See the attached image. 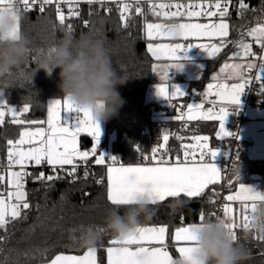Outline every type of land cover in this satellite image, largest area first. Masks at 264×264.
Masks as SVG:
<instances>
[{
	"label": "trees",
	"instance_id": "1",
	"mask_svg": "<svg viewBox=\"0 0 264 264\" xmlns=\"http://www.w3.org/2000/svg\"><path fill=\"white\" fill-rule=\"evenodd\" d=\"M244 3L248 5L247 9L241 10L239 3L236 6L232 4L226 15L232 24L231 43L221 54L207 60L202 76L192 81L190 86L202 88L211 79L210 73L227 59L235 45L247 40L245 29L264 17V0H245ZM57 6L55 3L44 5L43 12L40 7L28 11H24L23 6L19 8L20 34L28 41L29 54L18 69L0 77V89L7 103L20 109L25 104L29 106V112L18 119L40 121L46 116L50 99L63 97L58 88L59 69L53 70L51 75L42 69L37 70V56L54 46L65 33L76 38L87 33L104 44L113 66L127 79L117 88L123 104L118 114L106 121L107 136L101 145L108 143L112 134L113 153L119 155L122 161H133L137 160V148L151 154L154 145L164 142V135L169 136L167 144L170 146H180L184 133L189 137L195 132L207 133L215 142L214 122L185 123L177 119L180 114L176 108L171 111L167 104L162 103L164 98L156 95L148 98L150 89L155 91L157 85L165 82L152 71L153 66L162 60L157 61L147 51L145 23L157 17L153 11L140 8L138 13L134 8L122 13L123 5L109 8L104 3H93L80 5L79 16H69V10L59 6L66 16L62 25L57 18ZM68 25H71V31ZM177 81H180L179 74L169 79V87ZM188 99L189 96L182 101ZM172 103L176 107L180 99ZM26 125L13 123L11 113L6 115L4 123L0 124L1 157H7L11 146L8 141L16 140ZM93 142L87 134L80 137L81 149L90 150ZM245 146L241 142L235 153L236 165L229 170L226 192L234 190L241 182L252 181L254 173L264 178V159L249 157ZM86 162L88 165L79 167L74 175H61L51 181L36 179L41 172L45 177L50 175L48 168L34 167L28 172L30 175L25 177L24 187L30 207L22 209L18 218L6 217L5 226L0 228V264H35L47 261L60 252L81 253L87 249L79 243L82 233L87 229L98 232L99 228L104 231L98 232L100 238L95 246L98 248L99 264H107L106 247L116 236L107 229L106 218L113 211L123 214L126 209L115 208L107 199L106 164H96L94 156ZM209 188L219 196L222 183ZM208 191L206 189L205 195L199 198L182 196L151 204L147 217L141 215L139 225L165 223L171 228L181 223L199 222L201 213L205 221L213 220L218 196L209 202ZM236 233L238 241L248 251L245 264H264V239H260L264 235L251 228L245 231L242 227H238Z\"/></svg>",
	"mask_w": 264,
	"mask_h": 264
},
{
	"label": "snow or ice",
	"instance_id": "2",
	"mask_svg": "<svg viewBox=\"0 0 264 264\" xmlns=\"http://www.w3.org/2000/svg\"><path fill=\"white\" fill-rule=\"evenodd\" d=\"M54 0H40L41 12L44 11V5L52 4ZM65 3L78 2V0H64ZM87 3L92 4L95 2H103V0H86ZM22 4L23 10L28 11L37 4V0H19ZM4 5H8L14 8L18 12L17 0H0V11L5 10ZM161 10L168 7H175L176 11H162L154 12L157 17L163 15V17L172 21L170 23H146L145 32L149 41L147 44V51L157 60H169L173 63L165 65L163 69L157 70L154 65L152 71L157 75H160L161 80L165 81L157 85V95L163 97L168 102H171L180 97H184L185 93L181 91L175 85H172L171 90L169 88V75L170 68L180 69L182 65L179 63L182 52L193 46L204 49L209 57H214L220 53L222 48L227 46L231 41L227 40L229 35V25L223 21L220 23L211 22L212 17L219 16L225 17L228 14V0H215V3L204 4H180L168 5L161 3L158 6ZM128 6L125 4L122 7L123 11H127ZM184 9L181 11L180 9ZM239 8L241 10L247 9L248 5L244 3V0H240ZM199 9V10H194ZM214 9V10H213ZM57 18L63 25L66 16L57 6ZM140 8H136V12H140ZM69 16H79L78 11L69 9ZM187 17L189 22H177L173 18ZM200 17L208 18L210 22H192L194 19L198 20ZM122 19H124L122 14ZM69 31H71V25H68ZM15 35H19V22L17 24ZM247 35L254 38L255 42L260 45L261 49H264V25L252 28ZM184 41L191 39H206L209 43L206 44H181L179 42L163 44L153 43L158 39H172L177 38ZM218 41L213 43L212 41ZM242 52L236 53V55H242L243 57L255 56L252 52V45L244 43L242 40L237 45ZM164 54L163 56L161 54ZM260 74L255 79L261 81V90L264 92V56L260 57ZM256 65L252 62L247 65L241 64H224L220 73H224L226 70L229 72L228 78L238 77V82L234 83H210L207 85V90L204 93L205 98L214 96L217 98L220 107L218 111L213 109L216 107L217 100H208L207 103L210 107H205V103L199 104H187V112L183 111L177 117V119H185L187 121H218L220 131L217 132V138L221 139L225 136H234L233 133L226 130L224 122L228 116L227 106L238 105L240 103V96L245 91L246 87L250 83L245 79L244 71L252 70ZM214 81H218V76H213ZM5 109L8 113H11L12 122L17 124H43L45 121H24L18 119L23 113L29 112V106L25 104L21 109L16 110L7 106L6 101L0 100V124L4 123ZM76 111L82 114V118H79L78 125L73 129L67 126L61 125V111ZM47 128L37 127L35 129H25L20 133V137L17 141H8L9 147L7 153L8 167L11 169L13 165L19 166L18 171L8 172V183L15 189V191H9L7 193V200L0 196V228L6 224V217L10 216L12 219L18 218L21 215V209H28L30 207L26 199V193L24 191L25 177L30 173L25 171L27 164L34 162L39 166L47 164L52 168L53 172H56L59 168L64 170L65 165H73L68 175L72 176L76 173L77 167L75 161L80 160L86 162L89 156H97V145L99 143V137L101 130L99 123L94 121L86 109L75 108L66 99L63 102L60 99L50 101L47 107ZM81 125H85L84 128ZM86 131L87 135L93 139V146L91 151H81L77 143L78 133ZM168 135L163 136V140L167 142ZM196 143L195 145H184L183 159L177 157L174 161L170 162L167 157V153L158 155L157 148L151 150V157L142 156L144 160H151L153 163L150 165H136V166H124L120 164L115 166L117 158L105 157L100 154L96 158V164H103L106 159L112 161V165L107 168V199L117 209L123 207L127 209L129 206L136 203L138 197L146 196L149 203L157 204L163 202L167 198H199L205 195L206 189L208 191L209 202H213L212 198L218 196L214 190L209 186L216 185L221 178V170L214 162L217 155V150H213L209 147V137L196 135L192 137ZM27 145V147H25ZM163 147V145H161ZM193 147L199 149V152L193 151ZM139 151V148H137ZM198 156V159H197ZM234 162V167H235ZM87 176V172L85 173ZM237 180H239V172L237 171ZM4 176L0 175V181L4 180ZM58 178L52 175L45 177L41 172L36 179H47L49 181ZM101 181H98L100 183ZM15 203H11L12 200ZM227 201L239 202L242 208V215L240 217V223H237L236 217L231 214V208L228 204H225L222 208L224 216L227 218L225 226L229 229L230 235L233 240H238L236 229L242 227L245 231L250 228V213H254L257 210L258 203L264 201V192L254 190L251 187L239 185V190L235 195H228L225 198ZM217 220H224L217 217ZM205 217L203 213L199 216V222L193 223L187 226H181L175 229V240L177 242H183L186 246L179 247L178 251L180 256H185L193 251V245L196 239V231L200 226H203ZM91 230V229H89ZM98 232H103V228H99ZM168 231L167 226H137L134 232L124 236L116 237L110 241V246L107 251V264H173L172 258L168 252L162 247H148L145 245L159 244L164 245L166 233ZM260 239H264L261 236ZM135 246V248L131 246ZM96 249L94 247L88 248L82 256L75 255H57L51 261V264H95Z\"/></svg>",
	"mask_w": 264,
	"mask_h": 264
},
{
	"label": "clouds",
	"instance_id": "3",
	"mask_svg": "<svg viewBox=\"0 0 264 264\" xmlns=\"http://www.w3.org/2000/svg\"><path fill=\"white\" fill-rule=\"evenodd\" d=\"M0 11V77H6L18 69L29 54L28 41L21 35H15L20 19L19 12L8 5ZM37 70L51 75L59 69L58 88L64 99L75 108L86 109L92 119L98 123L116 116L123 104L117 91L127 79L113 66L110 54L104 44L87 33L78 38L70 33L56 42L49 50L36 58ZM146 196L138 197L136 203L129 206L123 214L111 212L105 224L116 237H124L135 231L141 215L147 217L150 208ZM250 228L264 235V201L259 202L257 210L250 213ZM228 221L207 220L196 231L193 251L180 256L173 264H245L247 249L233 240ZM100 234L94 230H85L79 243L94 247Z\"/></svg>",
	"mask_w": 264,
	"mask_h": 264
},
{
	"label": "crops",
	"instance_id": "4",
	"mask_svg": "<svg viewBox=\"0 0 264 264\" xmlns=\"http://www.w3.org/2000/svg\"><path fill=\"white\" fill-rule=\"evenodd\" d=\"M149 10L153 11V12H162L163 11L159 7H154V8L151 7V8H149ZM180 10L183 11L184 9L182 8ZM227 17L228 16H225L223 18H220L219 16L212 17L211 22L220 23L221 21H223V22L227 23L229 25V35L227 37V40L230 41L231 40V32H233V31H232V24L230 22V19ZM173 19L176 20L177 22H189L187 17H184V18L176 17ZM170 22H172V21L163 17V15L149 19L146 21V23H170ZM192 22L206 23V22H210V21L208 20V18L200 17L198 20L194 19ZM146 23H145V25H146ZM260 25H262V24H260L258 22V23H254L252 26L258 27ZM19 34H20V19H19ZM151 42L163 43V44H170V43L179 42L181 44L192 43L194 45L195 44H201V43H203V44L209 43V41L206 39L197 40V39H191L190 38L189 41H184V40L180 39L179 37L172 38V39H168V38L158 39L156 41H151ZM212 42L218 43V41H215V40ZM243 42L247 43V40L243 41ZM148 43H149V41H148ZM247 44H250V43H247ZM237 45L238 44H236L234 49H232V51L229 53V56L227 57V59H224L223 61H221V63L218 65V67L212 73H210L211 79H209L202 88H195V87L193 88L192 86H190V83L192 81H196V80L200 79V77L203 74L204 69L206 68L207 60L215 58L216 56L221 54L223 51H225V49L229 46V43L227 44V46L222 48L220 53L216 54L214 57H209V55L207 54V52L204 49H202L200 47H196V46L189 48L187 50V52L180 53L179 55L181 56V60L179 61V63L182 65V67L180 69L170 68L168 71L169 79L171 77H173L174 75L179 74L180 75V81H183V82H180V90L183 91L186 95L188 93L190 94V92L192 93L194 91L193 89H196L195 94L193 95V96H195V99H196L194 104L205 103V107H210L211 105L210 104L208 105L207 101L208 100H217V98L214 96H210V97L205 98L204 93L207 90L208 84H210V83L214 84L217 82L234 83V82H238V80H239L238 77H232L231 79H229L228 78L229 72L227 70L224 73H220V69L224 64H241V65L246 66L247 63H249V62L255 63V58L243 57L242 55H236V53L242 52V50ZM260 51L262 52V56H264V49H261V47H260ZM252 52L255 53L254 57H256L259 53L258 51H256V49L253 48V46H252ZM161 55L163 56L164 54L162 53ZM161 60L162 61L159 62L156 66L158 71L160 69H163L165 67V65L173 63V61L164 60V59H161ZM260 64H259L258 69H257V75L260 74ZM248 71L249 70H247L245 68L244 77L247 80H249V76H250ZM213 76H218V81H214L212 79ZM259 82L261 85V81H259ZM170 90H171V88H170ZM243 93L240 96V103L242 102L241 100H243ZM263 94H264V92H263ZM185 95H184V97H185ZM190 96L191 95H189V99L187 101L183 102V103H185V104H183V106L181 105V103L179 105H176V107L180 108L179 114H181L182 111L185 113V105L187 104V102L193 101V99H192L193 97L191 98ZM184 97H180L178 99L183 100ZM200 98L208 99V100L207 101L199 100ZM57 99H60L63 102L64 98L63 97L62 98H52V99H50V101L57 100ZM0 100L6 101V98L4 96V92L2 89H0ZM217 102H218V100H217ZM6 104H7V106L12 107L16 110L20 109V108H15L12 105H9L7 103V101H6ZM219 107H220V104L218 103V106H216L213 110L218 111ZM5 112H7L6 109H5ZM6 115L7 114H5V117H6ZM244 115H245L244 122L242 123V125L239 129H240V134L243 137L242 142L245 143V145H246L245 146V153H247V155H249V157H251L253 159H264V102L262 104H253L252 103V104L248 105L246 107ZM5 117H4V119H5ZM80 117L82 118V114L78 113L76 111H72V110L61 111V125L74 129L78 125ZM183 120L185 121V123L189 122L186 120V116H185V119H183ZM40 121H45V123L35 124V125H26L22 128L21 132L24 131L25 129H28V128L35 129L37 127H43L46 129L47 128V124H46L47 112H46L45 118L40 120ZM212 122H214L213 125L215 126V128L213 129L214 130V136L216 138L215 142L211 139V136L209 134L204 133V132H198V133L195 132L194 134H192L189 137L187 136L186 133H184L183 136L185 138L183 139V137L181 136L180 146L178 144L170 146L165 141L162 143H158L156 145H163V146H166L170 149V152H169L167 158H169L170 162H172L177 157H180L181 159H183V155H184V147L183 146L184 145H195L196 142L194 140H192V137H194L196 135L209 137V141H208L209 147L213 150H217V155H216L215 160L210 161V162H214L215 165L218 168H220V170H221V178H220L219 182L217 183V184H220V183H222V180L224 178V168H223L222 161L224 159H226L227 156H229L231 154V148H232L231 136H229V137L225 136L224 138H221V139L217 138V132L220 131L219 122L218 121H212ZM99 126H100V130H101V135L99 137V143L97 145V156L94 157V162L100 154L105 155V157H107V156L119 157V155L113 153V148H112L113 135L112 134L109 135L108 143L101 145L102 141L107 136V134H106L107 133L106 121L100 122ZM224 126H225L226 130H228L229 132L234 134V132H235L234 116L232 114L228 113V116L224 122ZM81 127L84 128L85 125H81ZM82 134L84 135L87 133H86V131H82V132L78 133L77 143H78L79 149L81 151H91V149L90 150L85 149V148L81 149L80 137ZM17 137L18 138L16 140H14L13 142L17 141L19 139L20 135ZM156 145H154L153 148ZM25 147H27V145H25ZM139 150H142V149H139ZM192 150L197 152V153L199 152V149L196 147H193ZM145 153L148 154L147 152H145ZM197 159H198V156H197ZM106 161H107V159L101 165L106 164V167L108 168V166L112 165V162L108 163ZM151 163H153L151 160L148 162L133 160V161H121L119 163H116L115 166H119L120 164H123L124 166L150 165ZM27 165H26V167H27ZM26 167H25V171H26ZM18 170H19V166L13 165L11 169L8 167V169L5 172H0V175L5 177L4 180L0 181V196H2V198L6 199V200H7V193L9 191H15V189L12 188L8 183V172L9 171H18ZM253 175L254 176H253L252 181L241 182V183H239V185L242 184L244 186L251 187L254 190L264 192V178L259 173H254ZM239 185H237L234 190L227 192L226 197L228 195H235L236 191L239 190ZM24 191L26 193V199H27V191H26L25 187H24ZM11 203H15V200L13 199L11 201ZM226 204H228L230 206L231 214L234 217H236L237 223L240 222V217H241L242 211H243L240 203L235 202V201H227ZM20 211H22V209ZM193 223H198V222L181 223V224H178V225L171 227V228L168 224H165V223L140 224L139 226H147V227H150V226H167L168 231L166 233L164 245L151 244V245H145V246L162 247L164 250H166L168 252L169 256L174 261L175 259L180 257V253L178 251L179 247L186 246L183 242H177L175 240V237H174L175 229H177L181 226H187V225H190ZM114 238H116V237H114ZM110 246H113V245L109 244L106 247V249ZM131 247L135 248L134 245ZM94 248L96 249V254L94 257L95 264H99L98 248L96 246H94ZM85 251H83L81 253L60 252V253L56 254L55 256L61 255V254L82 256L85 253ZM55 256H53L51 259H49L47 261H40V262L35 263V264H51V261L55 258ZM106 260H107V251H106Z\"/></svg>",
	"mask_w": 264,
	"mask_h": 264
},
{
	"label": "built area",
	"instance_id": "5",
	"mask_svg": "<svg viewBox=\"0 0 264 264\" xmlns=\"http://www.w3.org/2000/svg\"><path fill=\"white\" fill-rule=\"evenodd\" d=\"M245 1V0H244ZM240 0H228V11L230 10L232 4L233 6H236ZM53 3L58 4L61 8L65 10H73V11H79L80 5L82 4H89L86 2V0H78V2H73L71 4L65 3L64 0H55ZM95 3H101V2H95ZM104 4L108 5L109 8H114L116 6H121V5H127V9H134V8H142V9H149L151 7H158L161 3L168 4V5H175L177 3L180 4H204L207 5L208 3H215V0H103ZM221 3H224V0H221ZM93 4V3H92ZM22 6L21 3H19V0H17V8L19 9ZM33 7H40V0H37V4L34 5ZM177 9L175 7H168L163 9V11H176ZM198 10V9H194ZM214 10V9H213ZM125 14V12H124ZM241 14V11H239L238 15ZM260 24L264 25V17L260 19L259 21ZM254 28L253 26H249L248 28L245 29L244 33L247 37V43H250L256 51H258V55L256 57L250 56L252 58H255V65L256 67L250 71L249 73V81L250 83L246 87L244 93H243V100L242 102L238 105H233V106H227V112L232 114L234 116V136H231V154L227 156L226 159L222 161L223 168H224V178L222 180V189L221 193L217 197V206L214 212V218L213 220H217V217H220L221 219H225L227 221V218L224 216V213L222 211L223 206L227 203L226 195V182L227 178L229 175V170L231 167L234 165L235 162V153L238 150L239 145L243 141V137L240 134V127L242 123L244 122L245 119V110L246 107L250 104H262L264 102V95L260 87V82L259 80H256L255 77L257 76V69L259 64L261 63L260 57L262 56V52L260 51V45L256 44L255 40L253 37L247 35V33ZM7 115L10 113L6 112ZM154 148H157L158 150V155L164 154L165 152L167 153V156L170 152V149L166 146L161 147V145H156ZM142 156H148L151 157V154H146L144 151L139 150L137 151V160L143 161V162H148L149 160H144L142 159ZM109 157V156H107ZM117 158V163L121 162L122 159L120 157H115ZM167 158V157H166ZM106 162H112L110 159H107ZM75 165L77 167V170L81 166H87L88 163L84 161L77 160L75 161ZM34 167H40L42 169L48 168L49 169V174L55 177L58 176H69L67 173L68 171L71 170L73 165H65L64 170H60L59 168L57 169L56 172L52 171V168L48 166L47 164H42V165H35L34 162H31L27 165L26 171L30 172L32 168ZM8 169V160L7 157H1L0 156V171L5 172ZM76 170V171H77Z\"/></svg>",
	"mask_w": 264,
	"mask_h": 264
},
{
	"label": "rangeland",
	"instance_id": "6",
	"mask_svg": "<svg viewBox=\"0 0 264 264\" xmlns=\"http://www.w3.org/2000/svg\"><path fill=\"white\" fill-rule=\"evenodd\" d=\"M180 82H183V81H177L176 83H174V84H172V85H175L176 87H178L179 89H180ZM172 85H171V87H172ZM170 87V88H171ZM193 87V86H192ZM194 88V87H193ZM195 88H197V87H195ZM194 91L191 93L190 92V94L188 93V94H186L185 95V97H188L189 95H191L190 97L193 99V101H190V102H187V104H194V102H195V96H193L194 94H195V90L196 89H193ZM154 95H156L155 97H158V98H161V99H163V97H160V96H158L157 95V89L154 91H152L151 89H150V91H149V93H148V98H152ZM164 101H162V103L163 104H167V106L171 109V111H173L174 110V108H176L175 110L177 111V112H179L180 111V108L179 107H175L174 105H173V101H171V102H168L167 100H165V99H163ZM199 100H203V101H207L208 99H203V98H200ZM198 100V101H199ZM185 102V101H184ZM180 103H181V105L183 106V104H185V103H183V101L182 100H180ZM218 103L219 102H217V104H216V106H218ZM186 104V105H187ZM186 105H185V113L187 112V108H186ZM209 105V104H208Z\"/></svg>",
	"mask_w": 264,
	"mask_h": 264
}]
</instances>
